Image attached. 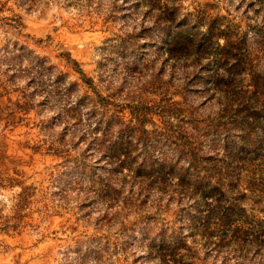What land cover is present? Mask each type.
<instances>
[{
  "label": "rangeland",
  "instance_id": "1",
  "mask_svg": "<svg viewBox=\"0 0 264 264\" xmlns=\"http://www.w3.org/2000/svg\"><path fill=\"white\" fill-rule=\"evenodd\" d=\"M39 4L13 6L19 33L0 28V264H161L150 246L162 237L192 246L190 202L135 177L173 148L182 154L171 183L194 155L243 148L228 162L258 190L243 205L264 220V0ZM133 118V159L112 172L104 150ZM257 251L245 246L243 261L199 245L188 264H264Z\"/></svg>",
  "mask_w": 264,
  "mask_h": 264
},
{
  "label": "trees",
  "instance_id": "2",
  "mask_svg": "<svg viewBox=\"0 0 264 264\" xmlns=\"http://www.w3.org/2000/svg\"><path fill=\"white\" fill-rule=\"evenodd\" d=\"M41 1L0 0V28L10 35L19 33L23 26L22 16L19 13H15L13 6L20 10L31 11L37 8ZM10 3L12 5H9ZM5 11H8L10 15H3ZM217 36L218 34H210L205 43ZM187 38L188 44L194 46V36H188ZM175 43L183 44L181 41H175ZM232 43L230 39H227L226 45L223 48H230ZM228 51L229 49H227V53H224V57L222 56L224 63L229 62L232 58V55ZM238 66V62L231 64V68L235 70V74L241 75L242 72ZM210 77L213 83L219 80V78L215 77L222 79L220 72H216ZM79 103L81 102L79 101ZM133 122L134 118L129 122L121 121L118 131L119 139L123 140L120 143L122 145L121 149L118 148L119 139L115 142V145H106V150L104 151H106L107 162H110L111 166L113 165L111 164L112 161L117 163L116 167H111L112 172L124 169L122 164L119 165V161L127 163L130 159H133V151L128 150L136 134V127L132 125ZM101 126L102 119L100 118L96 123L95 130L97 131ZM105 136H108V134ZM165 139L166 143L170 146L176 145V142L172 141V136H168ZM99 140L100 138L96 135L93 146L101 149L105 147L106 140H102L101 143H99ZM125 140L127 141L126 143H124ZM111 141L113 140L110 139L109 142ZM173 149L172 157L162 153L163 155L159 157L161 163L157 165L158 168H155L156 164H151L152 166L149 167L144 163L143 166L139 167L135 176L136 180L142 179L138 183L145 184L143 180L149 181L150 187L153 184L156 186L152 189H155V192H160L161 194L169 193L171 197L178 195L180 200H187L192 207V213L188 216L187 220L190 236L193 239L192 246L186 243L185 239L187 236H185V239H181L171 234L162 237L158 244H153L154 239H150V242L153 244L149 245L151 251L156 257H159L161 264H188V261L194 259L193 251L199 245L217 254L227 252L228 257L232 254L237 260L242 258L243 261L248 260V255L243 253L244 247L255 246L258 249L257 253L262 257L264 255L262 254L264 249V220L256 216L255 210L249 211L243 205L244 201L250 197L248 191L256 193L258 190L250 186L245 187L244 185L246 184H243L244 178L240 173H237V169L231 168L228 162L230 159L235 160L239 155L243 154L244 149L241 148L240 152L230 150L229 153H225L221 158H219L218 154H215L203 159V162L194 155L188 164L189 168L185 170L183 176H180L181 181L179 180V183H171L178 173L175 172L180 159L177 156L182 154V151L178 148ZM122 156H124L123 160L120 158ZM175 157L177 158L174 162ZM211 159L212 161L208 165L203 164ZM120 173H122L121 170ZM1 180L3 179L1 178ZM180 186H182L181 190L174 189ZM18 196L20 199H18L16 205L25 200V197L22 198V192ZM258 264H263V261L260 260Z\"/></svg>",
  "mask_w": 264,
  "mask_h": 264
}]
</instances>
